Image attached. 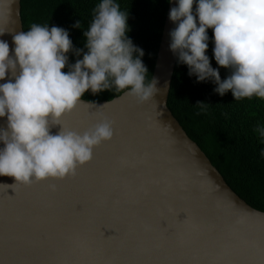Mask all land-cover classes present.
I'll use <instances>...</instances> for the list:
<instances>
[{
  "label": "water",
  "instance_id": "water-1",
  "mask_svg": "<svg viewBox=\"0 0 264 264\" xmlns=\"http://www.w3.org/2000/svg\"><path fill=\"white\" fill-rule=\"evenodd\" d=\"M177 4L168 2L152 99L137 103L127 89L109 100L81 98L62 118L82 134L98 122L87 103L104 105L99 111L114 122V135L90 162L75 176L13 189L6 185L14 177L0 176V264H264V211L230 188L167 106L177 58L169 13ZM20 8V0H0V40L10 55L13 36L24 31ZM10 80L11 72L0 84Z\"/></svg>",
  "mask_w": 264,
  "mask_h": 264
},
{
  "label": "clouds",
  "instance_id": "clouds-1",
  "mask_svg": "<svg viewBox=\"0 0 264 264\" xmlns=\"http://www.w3.org/2000/svg\"><path fill=\"white\" fill-rule=\"evenodd\" d=\"M195 3V10H194ZM83 49H73L69 33L63 28L32 24L28 31L13 36L9 44L0 40V80L11 72L15 82L0 84V117H7V128L0 129V176L14 177L6 185L30 186L49 178L63 180L76 175L79 166L90 162L93 149L114 135L113 121L104 116L103 106L90 112L98 122L82 134L66 128L62 118L71 114L89 89L128 90L127 95L144 103L160 91L158 80L146 83L148 69L142 49L128 38V15L114 0H102L93 9ZM175 28L169 33L170 50L189 68L196 81L211 80L221 96L231 90L235 100L253 96L264 99V0H178L170 9ZM79 20L73 25L80 27ZM213 29L214 58L220 67L230 69L221 79L219 69L206 55L208 29ZM4 29H0L3 35ZM70 51L82 59L68 65ZM204 107L203 102H199ZM59 126L57 134L50 129ZM264 137V128H257ZM55 191L56 185L50 184ZM148 230L149 226H145Z\"/></svg>",
  "mask_w": 264,
  "mask_h": 264
},
{
  "label": "trees",
  "instance_id": "trees-1",
  "mask_svg": "<svg viewBox=\"0 0 264 264\" xmlns=\"http://www.w3.org/2000/svg\"><path fill=\"white\" fill-rule=\"evenodd\" d=\"M102 0H20L23 30L32 24L57 26L69 33L73 49H83L87 31L93 19V9ZM128 15L126 33L133 45L142 49L143 64L148 69L146 83L150 81L169 0H114ZM198 3V0H196ZM194 3V10H195ZM81 28H75L76 21ZM210 65L219 69L221 79L230 75V69L220 67L214 58L213 29H208ZM68 65L77 59L74 51L66 54ZM189 68L176 58L170 83L167 106L187 135L201 148L217 168L230 188L250 206L264 211V137L257 128H264V99L253 96L235 100L231 90L223 96L216 93L211 80L197 82L188 75ZM125 90H103L93 94L89 89L81 97L89 101L109 100ZM199 102L205 104L201 107Z\"/></svg>",
  "mask_w": 264,
  "mask_h": 264
}]
</instances>
